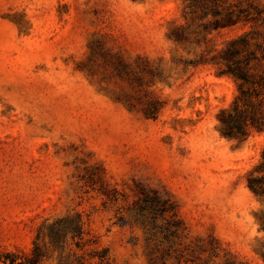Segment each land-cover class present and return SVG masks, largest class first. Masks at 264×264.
<instances>
[{
    "label": "rangeland",
    "instance_id": "rangeland-1",
    "mask_svg": "<svg viewBox=\"0 0 264 264\" xmlns=\"http://www.w3.org/2000/svg\"><path fill=\"white\" fill-rule=\"evenodd\" d=\"M204 1L0 0L1 264L35 241L38 264H264V131L219 130L228 43L250 33L264 75V0H232L252 15L231 27ZM67 219L83 249L50 240Z\"/></svg>",
    "mask_w": 264,
    "mask_h": 264
},
{
    "label": "trees",
    "instance_id": "trees-1",
    "mask_svg": "<svg viewBox=\"0 0 264 264\" xmlns=\"http://www.w3.org/2000/svg\"><path fill=\"white\" fill-rule=\"evenodd\" d=\"M235 1V0H233ZM232 0H207L205 4L212 3L214 6V16L216 17L215 23L220 25L224 23L226 26H234L242 20L250 21L252 12L241 6L240 3H234ZM254 15L257 21H260L264 26V10L259 7H254ZM249 34H245L237 39L228 43L227 49L223 52L224 62L227 65L222 75L232 76L238 84V94L236 95L233 103L229 108L221 110L219 114L220 133L222 136L231 139H245L249 134V128L252 126L259 131H264V75H256L249 71L248 61L254 52L249 50L251 40ZM244 52L249 55L243 61ZM259 176H255V174ZM248 187L259 198L264 201V150L262 153V160L257 168L250 173L248 178ZM261 230L264 232V210L259 218ZM71 234L73 240L78 239L76 245L79 249H83L82 244V226L76 224L72 228L69 226L68 219L60 220L51 225L48 230V235L53 243L60 244L68 235ZM13 254H6L5 259L13 257ZM43 258V251L39 244L35 241L32 256L27 259V264H38ZM92 258L98 259L97 264H112L108 257L107 251L103 253H96ZM1 262L6 263V260ZM264 259V255H263ZM83 257L77 259L79 264H84ZM15 259H11V264H14ZM69 264V263H64Z\"/></svg>",
    "mask_w": 264,
    "mask_h": 264
}]
</instances>
